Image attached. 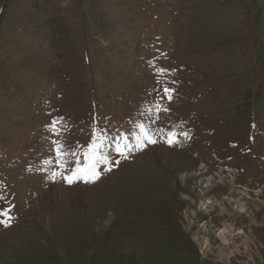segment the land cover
Listing matches in <instances>:
<instances>
[{
  "label": "rangeland",
  "instance_id": "rangeland-1",
  "mask_svg": "<svg viewBox=\"0 0 264 264\" xmlns=\"http://www.w3.org/2000/svg\"><path fill=\"white\" fill-rule=\"evenodd\" d=\"M140 124L157 143L136 147ZM94 132L119 165L53 179L52 140L74 167ZM10 207L0 264H264V0H0Z\"/></svg>",
  "mask_w": 264,
  "mask_h": 264
},
{
  "label": "snow or ice",
  "instance_id": "snow-or-ice-1",
  "mask_svg": "<svg viewBox=\"0 0 264 264\" xmlns=\"http://www.w3.org/2000/svg\"><path fill=\"white\" fill-rule=\"evenodd\" d=\"M168 70L160 68L157 70V74L163 76ZM163 96L167 97L169 101L172 99L173 90L167 86L162 88ZM165 111L167 109H164ZM151 111V110H149ZM141 135L135 137L137 144L136 147L142 149L145 142L147 144H155L157 140L153 138V135L145 129L143 124L138 125ZM49 131L55 137H59L62 134V121L59 118L53 119ZM121 143L115 146V152L117 156L123 159H128V153L134 149L129 146L128 138L121 137ZM170 146L176 143L175 133H169L165 141ZM106 144V137L102 134L93 133L91 143L87 146V149L83 151V162L79 158V154L72 152L71 155L75 156V166L70 167V161L67 159L69 153L65 151V145L59 139L52 140V150L55 153L56 165L63 171H53L52 178L62 177L64 182L69 186L83 182L85 184L95 183L101 178L102 171L108 173L113 171L120 163L119 160H110L109 156L104 151ZM46 164H53L52 160L45 162ZM67 173V174H66ZM14 207V206H13ZM13 208L10 207L6 211H0V225L4 227H10L13 222V216L11 215Z\"/></svg>",
  "mask_w": 264,
  "mask_h": 264
},
{
  "label": "bare ground",
  "instance_id": "bare-ground-1",
  "mask_svg": "<svg viewBox=\"0 0 264 264\" xmlns=\"http://www.w3.org/2000/svg\"><path fill=\"white\" fill-rule=\"evenodd\" d=\"M211 155V154H210ZM212 156V155H211ZM206 157V156H205ZM204 157V158H205ZM210 158V157H209ZM206 161V160H205ZM201 162H204V160L202 159L201 160ZM205 163V162H204ZM228 169V168H227ZM225 170V172L226 173H229V170ZM231 174V176H233V174L232 173H230ZM238 177V176H237ZM232 178V177H231ZM235 178V177H234ZM243 180H242V178H240V177H238L237 179H233L231 182H230V184L227 186V187H222L223 189H226L227 191H228V189L229 190H235V187H236V184L237 183H239V182H242ZM238 187V186H237ZM221 188V187H220ZM254 189V188H253ZM224 191V190H223ZM220 194V193H219ZM257 201H253V204H255ZM232 203V202H231ZM253 206H255V205H253ZM256 207V206H255ZM224 231H225V233H224ZM227 233V230H223V234H221V236H224V234H226ZM221 238H223V237H221ZM226 241H227V239H226ZM226 244V243H225ZM247 243H245V245H246ZM223 246H224V244H222ZM235 245V242H233V244H231V246H234ZM223 248V247H222ZM225 248H226V252L224 253L222 250L223 249H220L219 250V252H218V256L219 257H226V258H232L233 256H234V250L231 248V247H228L227 246V244L225 245ZM248 248V245H247V247H246V249Z\"/></svg>",
  "mask_w": 264,
  "mask_h": 264
}]
</instances>
